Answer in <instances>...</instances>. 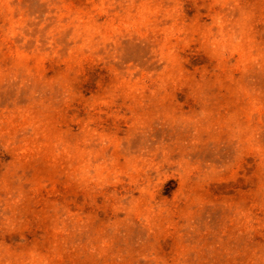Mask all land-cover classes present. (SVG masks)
Instances as JSON below:
<instances>
[{
    "label": "rangeland",
    "instance_id": "374dc122",
    "mask_svg": "<svg viewBox=\"0 0 264 264\" xmlns=\"http://www.w3.org/2000/svg\"><path fill=\"white\" fill-rule=\"evenodd\" d=\"M0 264H264V0H0Z\"/></svg>",
    "mask_w": 264,
    "mask_h": 264
}]
</instances>
